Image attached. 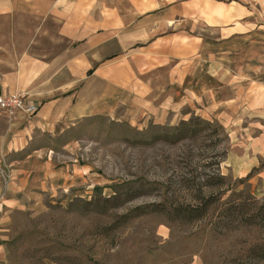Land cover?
Returning <instances> with one entry per match:
<instances>
[{"label":"rangeland","instance_id":"374dc122","mask_svg":"<svg viewBox=\"0 0 264 264\" xmlns=\"http://www.w3.org/2000/svg\"><path fill=\"white\" fill-rule=\"evenodd\" d=\"M192 33L190 41L158 40L154 48L169 54L146 72L131 69L128 56L126 97L116 93L121 102L109 112L84 118L54 140L58 159L74 162L83 178L66 190L38 193L12 217L2 264H264V226L230 220L229 227H214L221 212L214 205L192 221L183 211L219 193L205 180L218 171L229 179L221 200L247 189L257 206L264 204L246 178L230 171L231 69L244 78L247 60L261 65L264 55L251 50L247 59L240 51L233 59L231 45L206 39L214 30ZM194 116L219 124L222 140L162 139ZM144 206L145 213L136 209Z\"/></svg>","mask_w":264,"mask_h":264},{"label":"crops","instance_id":"0c3cea01","mask_svg":"<svg viewBox=\"0 0 264 264\" xmlns=\"http://www.w3.org/2000/svg\"><path fill=\"white\" fill-rule=\"evenodd\" d=\"M197 29L214 30L205 38L231 45L233 59L264 55V0H0V92L38 106L33 115L0 114V264L12 217L38 193L83 178L58 159L54 140L109 112L121 102L116 93L126 97L128 56L146 72L169 54L154 48L158 40L190 41ZM253 59L244 78L231 69L230 171L264 196V61Z\"/></svg>","mask_w":264,"mask_h":264},{"label":"trees","instance_id":"16d2710c","mask_svg":"<svg viewBox=\"0 0 264 264\" xmlns=\"http://www.w3.org/2000/svg\"><path fill=\"white\" fill-rule=\"evenodd\" d=\"M219 133V124L194 116L174 126L164 138L162 137V139L170 141V143L173 144L183 139H195L201 135H205V137L216 136L215 141H220L222 139L219 137ZM158 139H161V136H159ZM205 180H209L206 184L207 186H216L221 190H219L217 194L201 196L199 199L200 202L184 208L183 211L188 214V219L190 221L207 216L210 206L214 205L221 211L217 215L218 220H216V222H211V224L215 225L214 227L219 224L229 227L231 221H235L238 224H258L264 226V204L262 203L257 206L258 201L251 191L247 189L231 191L228 199L221 200V195L227 192L223 186L229 185V183H227V180H229L227 176L218 171L217 173L213 172L212 174H207ZM146 207L147 206L138 207L136 209H142L141 212L145 213ZM153 211H156V209ZM179 211L180 210H178V212ZM225 219L227 220L225 221Z\"/></svg>","mask_w":264,"mask_h":264},{"label":"built area","instance_id":"2783aa9c","mask_svg":"<svg viewBox=\"0 0 264 264\" xmlns=\"http://www.w3.org/2000/svg\"><path fill=\"white\" fill-rule=\"evenodd\" d=\"M38 111V106L30 102L22 93L0 92V114L13 117L17 112L33 115Z\"/></svg>","mask_w":264,"mask_h":264}]
</instances>
